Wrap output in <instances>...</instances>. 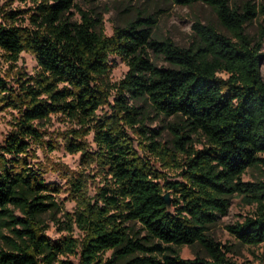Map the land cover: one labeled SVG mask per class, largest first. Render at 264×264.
Listing matches in <instances>:
<instances>
[{"label": "trees", "instance_id": "trees-1", "mask_svg": "<svg viewBox=\"0 0 264 264\" xmlns=\"http://www.w3.org/2000/svg\"><path fill=\"white\" fill-rule=\"evenodd\" d=\"M18 1L28 6L1 11L0 53L13 66L30 52L36 71L16 72L9 81L0 76V110L16 112L0 145V264H70L60 259L66 256L78 264H237L230 248L208 234L234 197L252 210L227 226L228 233L242 246L264 245V181L242 179L247 169L264 167V25L256 38L246 33L263 7L172 0L208 5L227 32L195 22L184 48L155 38L151 16H137L106 36L88 12L78 9L80 18L73 19L75 0ZM149 50L167 66L155 65ZM110 57L127 66L115 84L106 80ZM138 102L174 119L167 126L170 148L145 126ZM51 116L78 126L66 133L65 148L80 153V164L94 166L101 178L93 195L83 174L67 178L72 212L56 201L59 187L30 161ZM90 133L92 151L79 142ZM191 135L199 137V148ZM45 213L62 232L58 240L46 235ZM194 244L206 257L181 258L179 248Z\"/></svg>", "mask_w": 264, "mask_h": 264}, {"label": "rangeland", "instance_id": "rangeland-1", "mask_svg": "<svg viewBox=\"0 0 264 264\" xmlns=\"http://www.w3.org/2000/svg\"><path fill=\"white\" fill-rule=\"evenodd\" d=\"M230 6L240 7L246 1H250L256 8H264V0H228ZM28 5L18 0H0V15L2 10L24 9ZM78 9L88 12L92 17L98 18L100 24L96 30L101 28L104 35H112L116 27H123L127 22L137 16H151L156 19V25L152 30L153 36L157 39H171L178 46L188 48L193 40L192 25L199 22L201 25L211 24L218 31L227 35V32L219 26L216 15L212 9L201 2L191 6H180L173 3L172 0H75V8L72 9L73 19H79ZM264 25V15L255 18L250 24L246 25V33L251 37H257L258 27ZM264 51V49H263ZM149 58L158 67H166L165 61L156 57L152 51H148ZM110 70L106 80L109 84L118 83L127 71V66L120 58L110 57ZM260 74L264 77V59L261 61ZM36 71V62L30 52H22L15 65L11 66L5 62L0 53V76L8 78V81L16 72L32 75ZM112 102V98H110ZM142 107L145 119V126L160 132L157 138L161 144L167 147L172 146V133L167 128L174 122L172 117H163L157 115L148 104L143 102L136 103ZM108 111V107L98 110L97 114L102 115ZM16 115L15 111L10 109L0 110V145L4 137L11 129V122ZM44 133L42 146L33 147V157L31 164L38 168L43 174V178L48 183L56 184L60 192L56 196V201L63 205V209L68 212L74 210V201L70 198L69 184L67 178L83 174L86 179V186L90 195H93L97 187L101 185V178L97 174L94 166L86 168L80 164V153L70 154L65 148V138L67 132L78 129L74 123L67 121L59 116H51L50 120L41 126ZM193 144L199 148L201 142L199 137L191 135ZM92 133L79 139L88 151L94 150L95 146L92 140ZM138 151H142L138 144H135ZM155 167L162 170L158 163ZM170 179L176 178L174 171H165ZM243 181L253 182L257 180L264 181V167L247 169L242 176ZM251 208L245 206L240 197H234L224 216H220L217 222L209 229L210 237L230 248L228 257L237 264H264L261 261L264 245L258 247H248L240 245L236 239L230 235L226 229L227 226L241 221L242 217L251 213ZM56 219L61 218V213L55 215ZM43 224L47 226L46 235L52 240H58L62 232H59L52 215L45 213L42 215ZM134 231H139L140 236L145 232L139 225L132 226ZM77 232L74 233L77 236ZM109 253H107L108 256ZM179 255L183 259H194L195 257H206L204 250L198 245L181 246ZM62 261H69L70 264H78V260L73 256L60 257Z\"/></svg>", "mask_w": 264, "mask_h": 264}, {"label": "water", "instance_id": "water-1", "mask_svg": "<svg viewBox=\"0 0 264 264\" xmlns=\"http://www.w3.org/2000/svg\"><path fill=\"white\" fill-rule=\"evenodd\" d=\"M163 199H164L165 203L169 204L168 194L164 195Z\"/></svg>", "mask_w": 264, "mask_h": 264}]
</instances>
